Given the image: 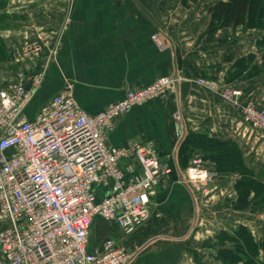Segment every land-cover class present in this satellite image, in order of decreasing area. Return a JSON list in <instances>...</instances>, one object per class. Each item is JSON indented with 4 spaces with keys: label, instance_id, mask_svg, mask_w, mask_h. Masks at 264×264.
Masks as SVG:
<instances>
[{
    "label": "crops",
    "instance_id": "1",
    "mask_svg": "<svg viewBox=\"0 0 264 264\" xmlns=\"http://www.w3.org/2000/svg\"><path fill=\"white\" fill-rule=\"evenodd\" d=\"M136 1L154 23L130 0H5L6 23L0 24V36L9 60H0V89L11 85L20 68L45 66L46 77L25 108L27 116H34L66 81L73 83L80 108L93 115L122 98L126 89L177 72L184 78L179 95L174 92L132 108L109 133L107 143L125 146L134 140H152L160 158L169 159L183 132L182 123L172 118L180 106L187 130L234 141L254 168L264 169V133L247 127L235 109L190 80L232 78L230 83L243 91L244 98L264 108V41L260 40L264 30L230 26L218 30L214 42L207 43L208 9L215 0L189 2L187 7L176 0ZM156 32L171 39L170 48L154 44ZM33 38L46 45L38 59L23 64L20 50ZM240 59L241 72L235 77L233 67ZM205 166L215 169L208 160ZM220 174L209 184L207 197L194 194L196 221L187 187L176 178L161 185L153 199L152 217L127 239L133 254L128 264H223L206 243L238 225L264 241V210L234 209L232 180L234 184L238 175ZM118 237L117 226L96 217L88 249Z\"/></svg>",
    "mask_w": 264,
    "mask_h": 264
},
{
    "label": "built area",
    "instance_id": "2",
    "mask_svg": "<svg viewBox=\"0 0 264 264\" xmlns=\"http://www.w3.org/2000/svg\"><path fill=\"white\" fill-rule=\"evenodd\" d=\"M152 40L160 49L173 44L159 32ZM45 45L28 40L21 48L23 64L38 59ZM44 67H22L11 85L0 89V264H128L133 254L127 239L150 220L157 190L174 172L193 195L207 194L219 177L200 153L185 168H176L177 153L162 160L152 140L107 143L132 108L174 94L184 78L176 72L128 88L93 115L80 108L73 83L66 81L28 117L25 108L46 77ZM190 80L235 109L252 130L264 133V111L254 100L245 101L241 90L219 89L203 77ZM172 118L181 123V110ZM96 217L117 226L120 237L89 250Z\"/></svg>",
    "mask_w": 264,
    "mask_h": 264
},
{
    "label": "trees",
    "instance_id": "3",
    "mask_svg": "<svg viewBox=\"0 0 264 264\" xmlns=\"http://www.w3.org/2000/svg\"><path fill=\"white\" fill-rule=\"evenodd\" d=\"M176 1L187 7L189 2L198 0ZM4 2L0 0V10L4 8ZM208 11L210 23L204 36L207 43L214 42L218 30L230 26L264 30V0H215ZM260 40L264 41V36ZM8 55L0 38V60H7ZM249 57L248 62H251ZM239 61L242 60L236 61L233 67L235 77L241 72ZM193 152L212 162L216 172L238 175L233 184L234 209H250L252 213L264 210V169L254 168L234 141L211 137L203 130H188L177 151L179 167L185 168ZM167 162L172 165L170 160ZM170 178L175 179V172ZM208 245L215 249L216 257L223 264H264V241L256 240L244 225L220 231Z\"/></svg>",
    "mask_w": 264,
    "mask_h": 264
},
{
    "label": "water",
    "instance_id": "4",
    "mask_svg": "<svg viewBox=\"0 0 264 264\" xmlns=\"http://www.w3.org/2000/svg\"><path fill=\"white\" fill-rule=\"evenodd\" d=\"M130 2H132L133 4H134V6L142 13V14H144L151 22H153V20L151 19V17L150 16H148V14L141 8V6L138 4V2L136 1V0H130ZM154 23V22H153ZM176 86H175V94H176V97L179 95V83H176L175 84ZM179 110H181L180 109V106H179ZM181 123H182V128H183V132H182V135H181V137L178 139V141H177V144H176V147H175V150H174V154L176 155V153H177V150H178V148H179V146H180V144L183 142V140L185 139V137H186V135H187V127H186V124H185V121H184V118H183V116H182V118H181ZM175 167L176 168H178V163L176 162V160H175ZM186 187H187V189H188V191L190 192V194H191V196L193 197V200H194V206H195V209H196V218H195V221H196V219H197V215H198V213H197V202H196V200H195V197H194V195H193V193H192V191L190 190V188H189V186L187 185V184H185V183H183Z\"/></svg>",
    "mask_w": 264,
    "mask_h": 264
},
{
    "label": "rangeland",
    "instance_id": "5",
    "mask_svg": "<svg viewBox=\"0 0 264 264\" xmlns=\"http://www.w3.org/2000/svg\"><path fill=\"white\" fill-rule=\"evenodd\" d=\"M5 1V0H4ZM155 1H161V0H155ZM5 3V2H4ZM2 10V9H1ZM0 10V11H1ZM4 16H5V12L2 10L1 12H0V24H4V22L6 23V21H5V19L6 18H4ZM0 29H3L2 27H0ZM7 29H9V28H7ZM0 38L2 39V37L0 36ZM21 51L22 50H20V53H21ZM9 56V55H8ZM4 60H6V59H4ZM8 60H9V58H8ZM243 65H245V64H243ZM207 81H209V82H214L215 84H216V86L219 88V89H226L227 87H229V88H238L237 86H234L232 83H230V82H228L227 80H225V79H223V80H217V79H208ZM239 90H241L240 88H238ZM242 91V90H241ZM218 95V94H217ZM242 95L244 96V93H243V91H242ZM219 99V98H218ZM247 99L248 98H244V100L245 101H247ZM221 100V99H220ZM248 100H250V99H248ZM228 105V104H227ZM230 106V105H229ZM258 107L261 109V110H263L264 111V108H262V106H259L258 105ZM237 112V111H236ZM238 113V112H237ZM240 116V115H239ZM243 122V121H242ZM244 123V122H243ZM245 124V123H244ZM245 125H247V124H245ZM249 125H247V127H248ZM250 128V127H249ZM195 152V151H194ZM194 152L192 153V156H193V154H194ZM191 156V157H192ZM205 161V160H204ZM221 175V174H220ZM232 186H233V180H232ZM232 189V188H231ZM206 195H208V193L207 194H205L204 195V197H203V199L205 198V196ZM207 197V196H206ZM259 212H261V211H259ZM206 245H207V247H211V246H209L207 243H206ZM215 257H216V255H215ZM216 259L219 261V259L216 257ZM220 262V261H219ZM239 264V263H238Z\"/></svg>",
    "mask_w": 264,
    "mask_h": 264
},
{
    "label": "bare ground",
    "instance_id": "6",
    "mask_svg": "<svg viewBox=\"0 0 264 264\" xmlns=\"http://www.w3.org/2000/svg\"><path fill=\"white\" fill-rule=\"evenodd\" d=\"M195 196V195H194Z\"/></svg>",
    "mask_w": 264,
    "mask_h": 264
}]
</instances>
